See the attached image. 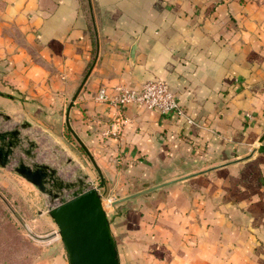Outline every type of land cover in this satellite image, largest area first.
<instances>
[{"label": "crops", "instance_id": "0c3cea01", "mask_svg": "<svg viewBox=\"0 0 264 264\" xmlns=\"http://www.w3.org/2000/svg\"><path fill=\"white\" fill-rule=\"evenodd\" d=\"M153 78L193 123L94 98ZM0 111L63 147L68 120L120 264H264V0H0Z\"/></svg>", "mask_w": 264, "mask_h": 264}, {"label": "water", "instance_id": "95a60500", "mask_svg": "<svg viewBox=\"0 0 264 264\" xmlns=\"http://www.w3.org/2000/svg\"><path fill=\"white\" fill-rule=\"evenodd\" d=\"M0 118V165L12 163L14 171L48 194L52 200H57L48 207L47 212L58 227L69 264H120L116 241L101 199L100 189L105 187L102 170L68 120V128L99 174L97 185L80 177L68 181L62 179L55 166L37 160L36 140L21 135L25 123L2 129V122L9 120L10 116L0 111ZM16 152H21L26 158Z\"/></svg>", "mask_w": 264, "mask_h": 264}, {"label": "rangeland", "instance_id": "374dc122", "mask_svg": "<svg viewBox=\"0 0 264 264\" xmlns=\"http://www.w3.org/2000/svg\"><path fill=\"white\" fill-rule=\"evenodd\" d=\"M34 134L32 132V135ZM66 135L68 140H71L69 147L61 146L56 138L35 135V139L33 136L37 143V160L55 166L59 176L66 181L80 177L97 185L100 181L99 174L90 157L70 131ZM11 164L0 167V196L11 210L12 219L20 226L24 237L39 248L29 263L38 264L42 256L56 253L58 247H63L58 227L47 212L48 207L57 200H52L48 194L41 192L32 182L14 171ZM64 193L67 194L66 191ZM100 193L106 214L110 213L111 198L107 193L106 182Z\"/></svg>", "mask_w": 264, "mask_h": 264}, {"label": "built area", "instance_id": "2783aa9c", "mask_svg": "<svg viewBox=\"0 0 264 264\" xmlns=\"http://www.w3.org/2000/svg\"><path fill=\"white\" fill-rule=\"evenodd\" d=\"M97 100L105 101L118 110H122L129 103H139L147 108L157 109L161 114H175L193 123L194 119L182 107L167 83L160 78L147 79L138 87L116 85L112 91L101 87L94 95ZM118 126L111 127L106 133L115 134ZM95 185V183H94Z\"/></svg>", "mask_w": 264, "mask_h": 264}, {"label": "trees", "instance_id": "16d2710c", "mask_svg": "<svg viewBox=\"0 0 264 264\" xmlns=\"http://www.w3.org/2000/svg\"><path fill=\"white\" fill-rule=\"evenodd\" d=\"M38 251L39 248L24 237L0 196V264H29Z\"/></svg>", "mask_w": 264, "mask_h": 264}, {"label": "bare ground", "instance_id": "6f19581e", "mask_svg": "<svg viewBox=\"0 0 264 264\" xmlns=\"http://www.w3.org/2000/svg\"><path fill=\"white\" fill-rule=\"evenodd\" d=\"M104 204V203H103Z\"/></svg>", "mask_w": 264, "mask_h": 264}]
</instances>
